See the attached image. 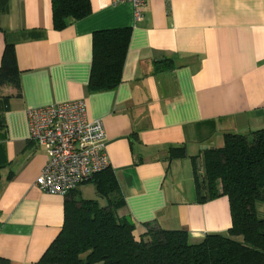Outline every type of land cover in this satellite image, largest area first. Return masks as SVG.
Returning <instances> with one entry per match:
<instances>
[{"label":"crops","instance_id":"obj_1","mask_svg":"<svg viewBox=\"0 0 264 264\" xmlns=\"http://www.w3.org/2000/svg\"><path fill=\"white\" fill-rule=\"evenodd\" d=\"M2 1L0 62L13 45L21 95L0 90V260L37 264L62 228L65 197L35 186L46 152L28 141L26 114L79 99L103 123L118 216L137 235L145 226L184 231L192 244L226 235L228 198L200 202L194 175L226 135L264 129V0H150L140 21L128 3L89 0L91 14L60 32L51 0ZM118 29L130 30L121 82L92 92L93 35ZM89 185L78 200L92 199Z\"/></svg>","mask_w":264,"mask_h":264},{"label":"trees","instance_id":"obj_2","mask_svg":"<svg viewBox=\"0 0 264 264\" xmlns=\"http://www.w3.org/2000/svg\"><path fill=\"white\" fill-rule=\"evenodd\" d=\"M51 12L52 28L60 32L91 14L90 1L51 0ZM129 41V29L93 35L92 92L119 86ZM19 75L14 47L6 44L0 90L10 86L20 96ZM203 160V171L195 170L196 192L200 202L228 198L231 226L226 235H206L195 244L184 231L145 226L137 235L136 224L118 216L124 202L108 168L84 183L94 186L95 199L78 200L77 189L64 196L62 228L37 264H264V217L258 214L264 206V129L226 135L223 146L207 150Z\"/></svg>","mask_w":264,"mask_h":264},{"label":"built area","instance_id":"obj_3","mask_svg":"<svg viewBox=\"0 0 264 264\" xmlns=\"http://www.w3.org/2000/svg\"><path fill=\"white\" fill-rule=\"evenodd\" d=\"M150 0H112L134 7L137 21ZM28 141L46 152L35 181L39 191L65 196L108 168L103 123L92 120L83 99L27 111Z\"/></svg>","mask_w":264,"mask_h":264},{"label":"rangeland","instance_id":"obj_4","mask_svg":"<svg viewBox=\"0 0 264 264\" xmlns=\"http://www.w3.org/2000/svg\"><path fill=\"white\" fill-rule=\"evenodd\" d=\"M84 185H87V184H84ZM85 197L86 198L91 197L92 199H94L96 197V195L94 194V188H93V186L91 184L88 186V188L85 189ZM258 214H259L260 217H264V206H262V205L259 206Z\"/></svg>","mask_w":264,"mask_h":264}]
</instances>
